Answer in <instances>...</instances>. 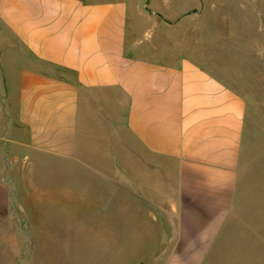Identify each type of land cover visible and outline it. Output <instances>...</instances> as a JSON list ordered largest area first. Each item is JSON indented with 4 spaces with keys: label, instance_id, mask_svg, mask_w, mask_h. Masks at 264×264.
Here are the masks:
<instances>
[{
    "label": "crops",
    "instance_id": "obj_1",
    "mask_svg": "<svg viewBox=\"0 0 264 264\" xmlns=\"http://www.w3.org/2000/svg\"><path fill=\"white\" fill-rule=\"evenodd\" d=\"M147 4L0 0V208L18 192L27 211L80 201L112 256L122 234L142 242L133 264H227V250L253 264L264 187L243 163L247 99L167 32L198 16Z\"/></svg>",
    "mask_w": 264,
    "mask_h": 264
},
{
    "label": "rangeland",
    "instance_id": "obj_2",
    "mask_svg": "<svg viewBox=\"0 0 264 264\" xmlns=\"http://www.w3.org/2000/svg\"><path fill=\"white\" fill-rule=\"evenodd\" d=\"M146 2L147 10L170 20L186 11L198 16V20L167 32L179 45L193 47L199 63L247 99L243 163L259 195L258 187H264V179L259 177L264 173V0H143ZM138 26L137 37L146 40V25ZM132 32L130 37H134ZM18 169V187L24 191L29 187L25 184L28 168ZM15 197L19 201L10 200L9 210L0 208V264H133L148 251L139 246V240L129 244L128 235L122 234L115 241L121 249L115 248L112 256L105 228L95 229L94 218L86 215L89 208L80 201L65 202L71 211L56 207L50 214L38 207V211L23 210L19 204H28L25 194L18 192ZM255 213L262 238L253 248V264H264V209ZM32 232L41 237L49 234L48 245L42 248L40 242H32ZM224 254L234 264L231 251Z\"/></svg>",
    "mask_w": 264,
    "mask_h": 264
}]
</instances>
